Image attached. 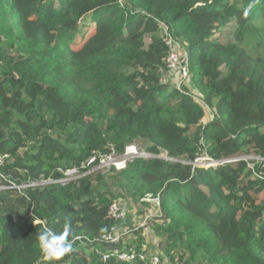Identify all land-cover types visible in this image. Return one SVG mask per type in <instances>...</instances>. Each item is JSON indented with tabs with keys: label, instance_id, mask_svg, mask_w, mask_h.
<instances>
[{
	"label": "trees",
	"instance_id": "trees-1",
	"mask_svg": "<svg viewBox=\"0 0 264 264\" xmlns=\"http://www.w3.org/2000/svg\"><path fill=\"white\" fill-rule=\"evenodd\" d=\"M250 2L0 0L3 171L42 184L0 192V264H50L37 234L66 219L73 248L56 264H145L149 234L167 264H264V163L195 164L264 158V0L245 16ZM166 37L186 77L168 70ZM128 145L174 160L138 158L115 179L118 197L158 198L150 229L111 218L114 170L91 171ZM115 229L129 262L100 258Z\"/></svg>",
	"mask_w": 264,
	"mask_h": 264
},
{
	"label": "built area",
	"instance_id": "built-area-1",
	"mask_svg": "<svg viewBox=\"0 0 264 264\" xmlns=\"http://www.w3.org/2000/svg\"><path fill=\"white\" fill-rule=\"evenodd\" d=\"M165 43L169 49V53L166 59V64L168 70H175L179 69L180 73L182 74V77H186V70L185 68L181 67V46L178 42L173 40L172 38L166 37ZM158 157L160 159L168 160V161H174L171 158L162 156V155H152L149 152L140 151L137 146L135 145H128L125 147L124 152L121 155H115L110 154L105 158H100L97 161V164L94 168L91 169V171H94L95 169L99 167H110L114 169L117 172H122L126 168V164L129 161L141 158V159H148ZM252 159L255 162H257L259 165L264 163V158L259 157H234V158H228L220 161H212L206 158H200L197 159L195 164H198V162L205 161L209 164V166H219L223 163H236L239 160H248ZM96 162V159L94 157H91L86 161L85 166H93V164ZM4 166V158L0 157V192H4L7 190H23L27 187H37L42 184H25V185H18L16 183H13L10 181L8 175L5 174L3 171ZM252 172L255 176L259 177L261 176L258 170H255L252 168ZM64 178L60 180L61 182L66 181L67 179H74L78 177V173L76 170L72 169L67 172H64ZM51 183V182H49ZM55 183V182H52ZM45 184V183H44ZM146 197L153 198L155 206L158 208L160 205V202L157 197H152L150 195H147ZM145 197V198H146ZM109 216L114 219L124 220L126 219V212L125 210L119 205L118 202H115L112 204V206L109 209ZM124 234L120 233L116 229L112 231L109 234H106L102 237V243L105 244V251L99 252L100 258L102 260H105L109 256H113L116 259L122 261V262H129L134 258L133 251L128 252L126 251L122 246L117 248L115 245L118 244L123 237ZM140 260H142L145 264H167L162 260L161 257H159L157 254H142L140 256Z\"/></svg>",
	"mask_w": 264,
	"mask_h": 264
},
{
	"label": "rangeland",
	"instance_id": "rangeland-1",
	"mask_svg": "<svg viewBox=\"0 0 264 264\" xmlns=\"http://www.w3.org/2000/svg\"><path fill=\"white\" fill-rule=\"evenodd\" d=\"M224 32H229L230 34L232 33V31H234V25L232 24L230 27H228L227 29L223 30ZM165 39V38H164ZM183 52V50H182ZM181 58H183V53H180ZM177 72H175L174 74L176 76L179 77V73L178 70L179 69H175ZM173 74V73H172ZM174 74L171 75V81L174 78ZM168 75H163V78L165 80H167ZM180 79V77H179ZM207 112V110H206ZM207 115L209 116V114L207 113ZM137 146V148L140 151H145L144 147L139 146V145H135ZM197 166H203V167H208L209 164L205 161H201L198 162V164H196ZM113 168V167H112ZM110 167H99L97 169H95L93 172L95 173H100L104 176H106V178H109V174L111 175V170H114ZM88 174V173H87ZM120 175V172H117L114 170L113 172V179L114 180H107L108 184L111 186V192L118 197L119 193L121 194L120 189L116 186L115 179H117ZM115 184V185H114ZM116 186V187H115ZM147 196V195H146ZM144 196L142 199L138 200L137 202H133L132 200H130L128 198V196L125 195V193L121 196L118 197V201L116 200L115 202H118L119 205L125 210L126 212V221L130 222L132 225H134L136 228H148L150 229V225L151 223L155 220V215L158 214L157 212V207L154 204L153 198H149ZM146 197V198H145ZM128 237L127 240L129 241V244H133L135 243L136 240V236H134V234L132 233H128ZM150 236L148 237L149 243L147 241V247L149 248V252L150 254L152 253H156L159 254L160 256H162L161 252H159V250L156 249V244L153 243V235L149 234ZM135 246V244H134ZM145 249V248H144ZM100 252H103L100 250ZM148 252V253H149Z\"/></svg>",
	"mask_w": 264,
	"mask_h": 264
},
{
	"label": "clouds",
	"instance_id": "clouds-1",
	"mask_svg": "<svg viewBox=\"0 0 264 264\" xmlns=\"http://www.w3.org/2000/svg\"><path fill=\"white\" fill-rule=\"evenodd\" d=\"M253 7L254 0L244 9L243 15L247 16ZM71 232V220L66 219L62 231L56 232L45 228L37 234L38 247L46 261L56 264L72 251L73 245L69 239Z\"/></svg>",
	"mask_w": 264,
	"mask_h": 264
},
{
	"label": "crops",
	"instance_id": "crops-1",
	"mask_svg": "<svg viewBox=\"0 0 264 264\" xmlns=\"http://www.w3.org/2000/svg\"><path fill=\"white\" fill-rule=\"evenodd\" d=\"M170 80H171V77H170L169 74H168L167 81H170Z\"/></svg>",
	"mask_w": 264,
	"mask_h": 264
}]
</instances>
